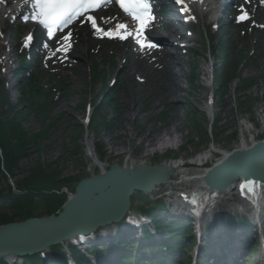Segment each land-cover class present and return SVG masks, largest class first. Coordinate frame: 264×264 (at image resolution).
<instances>
[{"label": "rangeland", "instance_id": "1", "mask_svg": "<svg viewBox=\"0 0 264 264\" xmlns=\"http://www.w3.org/2000/svg\"><path fill=\"white\" fill-rule=\"evenodd\" d=\"M255 12L254 18L247 21L246 25H243L245 21L240 26H231L228 38L232 43L229 59L236 61L241 54L242 59L237 63L240 74L257 76L256 83L246 90H238L237 96H243V98L239 97L237 102H232L231 91H226L221 96L226 104L222 102L212 107L216 118L214 123L213 121L209 123L200 111L203 95L207 92L206 89L197 85L190 87L187 65L184 71L177 68L173 77L175 84L169 79L168 74L173 62L170 54L151 56L153 59L144 66L145 63L136 64L131 57H126L127 50L123 44L104 43L100 45V52L89 53L90 48L82 43L78 46V55L70 67L73 71L62 70L51 74L48 70L42 69L39 75L40 82H47L54 86L67 84V89L61 92V96L54 97L52 100L51 109L45 116L44 122L46 123L59 113L61 116L53 127H49L44 133V137L38 138L36 144L29 148L27 156L20 160L15 169L13 180L16 182L23 178L29 179L28 171L36 164L48 166L47 171L54 172L59 180L70 178L73 180L87 174L90 169V159L84 151L87 141L84 137L85 132L89 133L93 143H102L106 160L121 163H126L130 155L136 160L143 158L154 162L168 161L172 158H192L198 156L211 144H215L221 150H227L233 145L231 150L237 149L241 145L240 139L235 145L241 124L251 120L253 105H259V102L264 101V19L259 17L260 13L257 15L259 10ZM219 33L226 37V28H223L222 33L219 30ZM11 41V38L4 37L3 34L0 41V63L2 64L6 51L2 43L10 44ZM113 48L115 49L111 51ZM15 53L10 51L9 57L16 59ZM102 58L111 60V63L106 65L103 61L97 73L91 74L87 69L91 60H102ZM77 63H81L80 67L76 66ZM121 63L126 65L122 73L119 70ZM44 67L54 70L55 65L48 61L44 63ZM221 69L222 66L219 70ZM134 75L137 78H144V81H138ZM114 76L118 79V83L113 85L110 83V78ZM5 84L10 91L12 101L17 102L16 87L23 85L24 82L8 84L6 80ZM178 85L182 86L183 91H173L172 87ZM183 85H186L189 90ZM106 87H115L117 90L121 87L125 93L124 97L117 99L115 93L113 98L109 95L99 99ZM256 98L257 101H255ZM172 99H176L177 102H173ZM242 99L245 100V105L238 103ZM122 100L126 102L121 103ZM78 102L91 104V122L86 131L80 123L85 117L84 108H72V105ZM116 102H119L122 108L120 113L116 110ZM29 110L31 112L27 111V119H24L23 123L24 130L31 133L38 130L42 117H38L32 109ZM63 110L68 111L70 116ZM159 111H163L164 115L158 116ZM211 124L214 135H206L205 132L210 129ZM5 141L9 139L6 138ZM174 141L176 144H172ZM178 145H182V148L173 150ZM164 149H166L164 156L155 152V150L159 152ZM6 186L7 180L0 176V190L5 191ZM137 201L136 207L146 210L154 201V197H138ZM32 206L38 207L42 212L48 210L39 205ZM5 208L6 206L2 209ZM23 208L27 209L21 206V209ZM22 212V210L19 212L11 209L6 216L20 220ZM129 236L132 234L129 233L126 238Z\"/></svg>", "mask_w": 264, "mask_h": 264}, {"label": "water", "instance_id": "2", "mask_svg": "<svg viewBox=\"0 0 264 264\" xmlns=\"http://www.w3.org/2000/svg\"><path fill=\"white\" fill-rule=\"evenodd\" d=\"M170 172L169 167L161 165L131 170L114 165L108 175L84 181L79 189L80 195L71 201L60 216L6 225L0 227V234H10L9 238H11L14 233L27 234V230L37 229L40 234L38 237H28V239L22 237L18 243L23 245L29 243L32 244V249H41L45 245V240L53 242L56 238L67 237L74 231L90 228L96 223L108 220L116 222L127 209V196L131 191L153 192L157 185L167 181L166 177ZM251 173L264 176V143L251 151H241L231 156L211 171L207 182L210 186L222 185L231 178H241ZM102 206L111 210L110 215L102 216L103 214L97 213ZM88 218L90 221L87 224Z\"/></svg>", "mask_w": 264, "mask_h": 264}, {"label": "snow or ice", "instance_id": "3", "mask_svg": "<svg viewBox=\"0 0 264 264\" xmlns=\"http://www.w3.org/2000/svg\"><path fill=\"white\" fill-rule=\"evenodd\" d=\"M93 0H33V6L35 13L32 16L33 19L38 20L39 23L45 25L49 29V37H51V28L53 25L70 23L71 20L79 14L80 11H86L92 4ZM178 3H183V0H177ZM121 6L124 7V11L133 14V18L139 22V30L137 33V42L140 43L139 35L142 34L146 27L145 13H150V5L147 0H130L127 7L124 6L123 0H121ZM93 22V27H96L95 21L89 17ZM238 19H246V15H241ZM125 25L118 24L117 29L125 28ZM99 30V29H98ZM106 35L118 34L114 31L105 33ZM70 35V34H69ZM127 35L131 33H125L120 35V39H125ZM31 39V36L28 37ZM65 40L68 37H64ZM144 47V44H141ZM149 47L155 45L148 44Z\"/></svg>", "mask_w": 264, "mask_h": 264}, {"label": "bare ground", "instance_id": "4", "mask_svg": "<svg viewBox=\"0 0 264 264\" xmlns=\"http://www.w3.org/2000/svg\"><path fill=\"white\" fill-rule=\"evenodd\" d=\"M0 2L1 3H3V2H6V3H13L14 5H13V8H22V7H26V6H28V5H33V0H0ZM172 57H173V59L176 61V63H180V64H182V59H181V57H177L175 54H172ZM135 117L137 116V115H134ZM246 130H247V128H246ZM144 136H146V137H148V135H144ZM133 138V137H132ZM86 145H88V148L90 149V144H91V137H90V135L87 133L86 134ZM141 140H143V139H141ZM172 144H176V142L174 141ZM222 151L221 150H219L218 148H216V147H211L206 153H204V154H202V155H200L197 159H195V161L198 163V164H201V163H203V161H207L208 159H210V158H212V155L213 156H215V155H218V154H220ZM89 153H91V152H89ZM90 156L91 157H93L92 156V153L90 154ZM93 159H94V163H95V161H96V159L93 157ZM98 164V163H97ZM168 167L170 168V169H172V174H175L176 173V171L175 170H177L178 169V172L180 173V176H184V171H185V164L184 163H178V164H176L175 162H172V163H170L169 165H168ZM205 173V172H204ZM198 175V174H197ZM194 176H196V175H194ZM189 177V176H188ZM197 178H199V177H197ZM164 188H166V186H164ZM163 189V187L162 188H160V189H158V191H160V190H162ZM158 191L157 192H155V193H158ZM107 215H110V213H108ZM127 228V227H126ZM156 228V227H155ZM230 264H238L236 261H234V259H233V256L231 257V259H230V262H229Z\"/></svg>", "mask_w": 264, "mask_h": 264}, {"label": "trees", "instance_id": "5", "mask_svg": "<svg viewBox=\"0 0 264 264\" xmlns=\"http://www.w3.org/2000/svg\"><path fill=\"white\" fill-rule=\"evenodd\" d=\"M18 144L20 148L8 147L4 143H1V147H2L1 151L5 165L11 167V165H13L16 162L19 155L23 153L24 150L21 148L22 144L21 143Z\"/></svg>", "mask_w": 264, "mask_h": 264}]
</instances>
